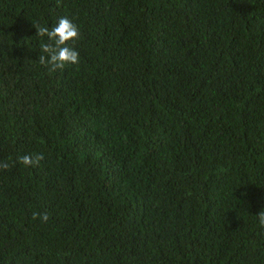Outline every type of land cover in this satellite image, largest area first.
<instances>
[{
	"label": "trees",
	"instance_id": "trees-1",
	"mask_svg": "<svg viewBox=\"0 0 264 264\" xmlns=\"http://www.w3.org/2000/svg\"><path fill=\"white\" fill-rule=\"evenodd\" d=\"M0 264H264V0H0Z\"/></svg>",
	"mask_w": 264,
	"mask_h": 264
}]
</instances>
